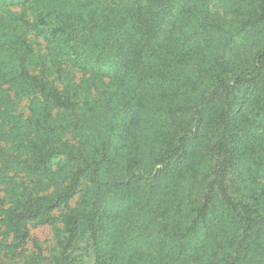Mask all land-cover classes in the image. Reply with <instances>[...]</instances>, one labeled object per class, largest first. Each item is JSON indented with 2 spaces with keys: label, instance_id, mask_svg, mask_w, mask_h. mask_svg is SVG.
I'll use <instances>...</instances> for the list:
<instances>
[{
  "label": "trees",
  "instance_id": "16d2710c",
  "mask_svg": "<svg viewBox=\"0 0 264 264\" xmlns=\"http://www.w3.org/2000/svg\"><path fill=\"white\" fill-rule=\"evenodd\" d=\"M0 10V184L69 171L46 195L0 197L1 264H264V0ZM30 34L99 78L95 100L49 78ZM82 187L50 254L28 248Z\"/></svg>",
  "mask_w": 264,
  "mask_h": 264
},
{
  "label": "rangeland",
  "instance_id": "374dc122",
  "mask_svg": "<svg viewBox=\"0 0 264 264\" xmlns=\"http://www.w3.org/2000/svg\"><path fill=\"white\" fill-rule=\"evenodd\" d=\"M11 8L18 11L21 10V6H12ZM2 13L3 11L0 10V14ZM28 40L30 41L33 53L38 57L41 56V58L45 60L44 64L47 68L49 78L58 84L61 89L76 91L77 95L82 100H84L85 97H88L92 101L95 100L98 91L102 88L100 81H98L99 78L93 76L91 73H83L73 69L69 64L63 62L62 59L56 58L46 47L45 42L34 34H30ZM104 80V82H107L108 78H104ZM28 104V99L23 100L20 104V110L24 112L25 116L30 113ZM67 138H70L71 140L73 139L70 133L67 135ZM54 169H56L55 174L44 177L40 184H35L36 179L34 177L31 178L24 174L23 176L22 174L14 175L12 181L6 185L0 184V197H3L2 200L5 198V204L3 207L8 208L12 204V201H14V189L23 191V189L28 187L29 191L34 195H46L53 192L58 186H61V179L69 175L68 170H59L56 167ZM50 178L54 179L51 180ZM83 192L84 189L82 187L67 204L62 205L61 208L54 212L55 217H57V221H55L54 224L32 226L30 231L31 239L28 241L27 247L33 248L34 240H39L43 242L45 246V254H50V249L57 241L54 226H62L65 214L71 209L76 208L82 201ZM2 202L0 201V204H2ZM2 230H5L4 225L1 231ZM9 238H12V235H10ZM3 261L4 259L0 254V264ZM92 262L93 256L91 255L90 257H87L82 264H92Z\"/></svg>",
  "mask_w": 264,
  "mask_h": 264
}]
</instances>
